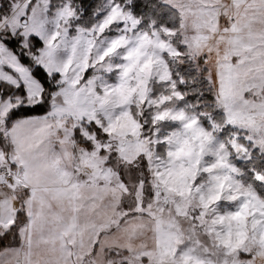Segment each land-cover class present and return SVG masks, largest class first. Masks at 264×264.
I'll return each instance as SVG.
<instances>
[{"label": "rangeland", "instance_id": "obj_1", "mask_svg": "<svg viewBox=\"0 0 264 264\" xmlns=\"http://www.w3.org/2000/svg\"><path fill=\"white\" fill-rule=\"evenodd\" d=\"M161 1L181 12L179 29L134 32L140 21L117 0H104L99 22L72 34L80 15L70 3L49 16L50 0H5L0 81L14 90L24 85L26 98L19 94L14 105L41 99L31 66L4 45L13 38L33 65L62 76L50 110L52 159L61 185L75 191V264H264V198L239 166L256 149L264 153V0ZM32 36L43 42L36 56ZM186 57L204 61L222 120L176 103L183 94L169 58L184 64ZM155 83L169 93L154 96ZM9 99L0 98L1 127ZM131 104L153 109L154 128L144 129ZM91 122L106 138L85 129ZM72 123L92 150L70 139ZM6 152L0 148V186L17 209L10 188H31ZM10 223L0 222V230Z\"/></svg>", "mask_w": 264, "mask_h": 264}, {"label": "trees", "instance_id": "obj_2", "mask_svg": "<svg viewBox=\"0 0 264 264\" xmlns=\"http://www.w3.org/2000/svg\"><path fill=\"white\" fill-rule=\"evenodd\" d=\"M123 7L124 10L129 11L137 18L139 26L133 31H143L152 33L161 28H170L177 30L181 27L182 16L181 12L173 6L162 2L161 0H117ZM51 5L48 9V15L51 16L57 9L62 7L66 3H70L72 7L79 13L80 18L74 22V28L71 29L70 33H74L76 27L85 29L93 28L100 20L102 15V6L104 0H50ZM0 22L2 19L7 17L9 14V4L5 0H0ZM33 46H31L32 56L37 55L38 45H43L41 39L32 36L30 38ZM20 40L17 39H6L4 45L11 48L19 57V60L27 65L31 66L32 74L38 78L43 84V92L41 99L33 105H28L25 102L19 104H13L17 101V96L20 94L26 98V89L24 85H20L18 89H11L7 82L0 81V98L4 100L9 97V101L13 104L8 112L5 119L4 126H0V141L4 143V131L9 128L14 121L17 119L27 117L43 116L50 112L53 108L52 97L56 91L62 86L61 74L55 72L52 75L48 74L47 71L40 65H33V58L20 49ZM178 45V43H176ZM187 58V57H186ZM198 65L191 62L188 58L187 61L182 64L178 60L169 58V65L172 70V76L178 84L179 91L183 94V99L176 102L178 105H189L200 107L201 111L212 112L215 111L214 119L216 121L222 120L224 113L216 109L214 89L207 77L208 68L205 67L202 59L197 62ZM154 96L158 97L162 93H169L166 90V85L162 83H155L153 85ZM160 97V96H159ZM11 104V105H12ZM131 109L134 117L143 125L144 129L148 128L151 130L155 124L153 119V109L139 111L136 104ZM85 123V122H84ZM71 125V140L79 144L86 146L89 150L93 149L92 143L83 137L81 127H73ZM85 129L94 134L99 139L106 138V134L94 122L85 125ZM231 128H227L224 132L229 133ZM53 142V137H52ZM2 144V143H1ZM3 146L5 144H2ZM16 164H13L15 167ZM243 174L242 179L249 185L254 186L261 197L264 198V182L261 178H264V153L256 149L253 152V157L249 161H239ZM10 191L14 196H18L20 205L16 210H13L11 223L7 230H0V252L6 248L17 247L21 244L20 231L22 227L28 222L29 206L28 199L30 190L26 187L10 188ZM4 225L0 226L3 227ZM1 229V228H0Z\"/></svg>", "mask_w": 264, "mask_h": 264}, {"label": "crops", "instance_id": "obj_3", "mask_svg": "<svg viewBox=\"0 0 264 264\" xmlns=\"http://www.w3.org/2000/svg\"><path fill=\"white\" fill-rule=\"evenodd\" d=\"M8 112V111H7ZM54 112L17 119L4 131L0 141L6 162L16 164L19 175L29 185V221L23 227L21 246L6 249L0 264H75L69 235L77 228V201L71 185H61L63 177L53 162ZM2 143V144H1ZM1 159V158H0ZM9 193L0 186V222L13 215ZM20 260V262H19Z\"/></svg>", "mask_w": 264, "mask_h": 264}]
</instances>
